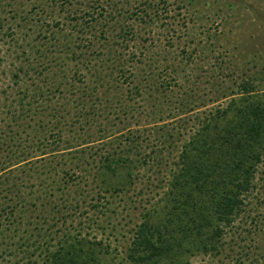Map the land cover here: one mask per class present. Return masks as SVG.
Returning a JSON list of instances; mask_svg holds the SVG:
<instances>
[{
	"label": "rangeland",
	"instance_id": "1",
	"mask_svg": "<svg viewBox=\"0 0 264 264\" xmlns=\"http://www.w3.org/2000/svg\"><path fill=\"white\" fill-rule=\"evenodd\" d=\"M244 81L264 92V0H0V264L78 240L134 264L187 144ZM251 188L214 250L159 264H264V158Z\"/></svg>",
	"mask_w": 264,
	"mask_h": 264
},
{
	"label": "trees",
	"instance_id": "2",
	"mask_svg": "<svg viewBox=\"0 0 264 264\" xmlns=\"http://www.w3.org/2000/svg\"><path fill=\"white\" fill-rule=\"evenodd\" d=\"M259 94L252 82H242L239 98L232 96L227 108H219L200 126L185 148L194 156L188 150L183 152L187 166L173 183L179 192L172 193L167 219L140 224L127 255L129 262L176 260L180 249L188 248L186 241H195L196 249L203 252L215 249L208 246V229L211 238L221 237L222 229L215 228L214 222L226 226L234 222L243 204L240 197L252 189L257 166L264 158V92ZM124 157H108L106 169L113 171L115 165L126 163ZM219 191L224 195L218 200L203 202L204 194L211 199ZM195 195L198 201H194ZM93 247L79 240L65 241L52 253L53 264H99Z\"/></svg>",
	"mask_w": 264,
	"mask_h": 264
}]
</instances>
